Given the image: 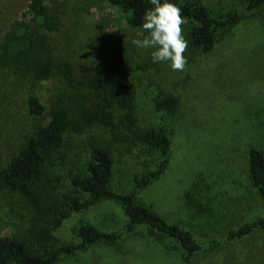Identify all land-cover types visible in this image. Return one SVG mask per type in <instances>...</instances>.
<instances>
[{
  "label": "rangeland",
  "instance_id": "374dc122",
  "mask_svg": "<svg viewBox=\"0 0 264 264\" xmlns=\"http://www.w3.org/2000/svg\"><path fill=\"white\" fill-rule=\"evenodd\" d=\"M214 13L236 12L239 20L220 32L210 52L189 43L192 22L182 31L188 42L183 71L167 63H153L152 49L138 50L132 39L148 38L143 27L127 26L107 0H59L62 26L48 35L51 56L70 62L78 76L106 71L107 81L131 87L136 127L163 128L169 150L163 171L137 198L170 224L189 230L202 245L219 240L216 249L204 247L191 261L172 239L139 227L112 243H97L55 264H264V233L225 243V235L264 217V206L250 180L248 151L264 155V6L246 12L243 0H199ZM27 0H0V38L19 17ZM32 93L48 110L54 102L72 106L74 91L58 78L37 82L0 70V170L25 143L36 120L27 114ZM173 96V111H157L154 101ZM123 132L124 113L113 109ZM72 119L77 116L72 113ZM108 129L87 125L81 133L68 131L61 149L48 165L59 180V191L69 187V171L80 169L93 145L109 149L113 159L111 189H134V173L156 170L162 155L129 137L114 141ZM31 207L16 193L0 191V238L26 239ZM88 223L111 233L124 230L126 218L119 203L104 199L75 212L55 235L61 243L77 244L76 229Z\"/></svg>",
  "mask_w": 264,
  "mask_h": 264
},
{
  "label": "trees",
  "instance_id": "16d2710c",
  "mask_svg": "<svg viewBox=\"0 0 264 264\" xmlns=\"http://www.w3.org/2000/svg\"><path fill=\"white\" fill-rule=\"evenodd\" d=\"M123 16L130 28L142 27V16L151 7L149 0H107ZM246 12L264 6V0H243ZM180 9L184 21L192 22L188 38L192 47L210 52L220 32L235 24L240 14L214 13L199 0H172ZM62 26L59 0H27L25 9L13 19L0 38V70H9L37 82L58 78L74 93L72 106L54 102L47 110L39 98L29 93L27 114L36 120L32 134L0 170V191L18 194L32 209L27 238L1 237L0 264H55L62 257L73 255L97 243H112L139 227H147L174 240L189 262L204 247L216 249L219 240L200 244L191 231L170 224L144 205L136 196L163 171L169 150V139L163 128L139 130L133 113L131 87L119 81H107L105 69L98 68L91 75L78 76L74 66L66 60L51 56L48 35ZM157 111H173L177 100L165 96L154 101ZM113 109L124 113L122 136L115 122ZM72 113L77 121L72 119ZM87 125H100L109 130L114 141L139 142L163 157L156 170L134 173V189L123 193L111 189L113 159L106 147L93 145L80 169L69 171V187L59 191L58 179L53 178L48 165L55 152L62 148L64 136L70 130L81 133ZM1 161V155H0ZM250 180L264 206V155L256 149L248 151ZM110 199L120 204L126 223L120 233L100 231L88 223L79 225L77 244L61 243L55 232L75 212ZM264 233V217L247 223L225 235V243H232Z\"/></svg>",
  "mask_w": 264,
  "mask_h": 264
},
{
  "label": "clouds",
  "instance_id": "9594fccd",
  "mask_svg": "<svg viewBox=\"0 0 264 264\" xmlns=\"http://www.w3.org/2000/svg\"><path fill=\"white\" fill-rule=\"evenodd\" d=\"M151 5L142 16V27L148 38L132 39L138 50L152 49L153 63H167L172 71H183L188 47L182 31L181 9L172 0H149Z\"/></svg>",
  "mask_w": 264,
  "mask_h": 264
}]
</instances>
